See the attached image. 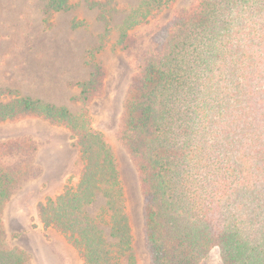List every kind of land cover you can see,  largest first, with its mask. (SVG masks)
<instances>
[{"label":"trees","instance_id":"1","mask_svg":"<svg viewBox=\"0 0 264 264\" xmlns=\"http://www.w3.org/2000/svg\"><path fill=\"white\" fill-rule=\"evenodd\" d=\"M146 1L157 9L170 0ZM70 7L45 0V21ZM129 19L118 43L133 73L116 138L136 171L149 264H199L213 248L222 264H264V0H192L147 35L125 29L148 20ZM97 49L78 83L79 112L18 95L0 103V121L42 118L71 132L78 181L39 203L41 223L62 233L82 264H137L117 159L88 115L106 77ZM38 150L29 135L0 139V264H33L8 242L3 215L41 175ZM97 192L112 241L85 211Z\"/></svg>","mask_w":264,"mask_h":264},{"label":"rangeland","instance_id":"2","mask_svg":"<svg viewBox=\"0 0 264 264\" xmlns=\"http://www.w3.org/2000/svg\"><path fill=\"white\" fill-rule=\"evenodd\" d=\"M191 1L170 0L157 10L153 2L146 0H67L71 7L52 12L47 24L45 0H0V103L25 95L64 106L71 113L79 112L82 103L76 99L78 83L86 80L91 71L88 52L98 48L94 59L105 68L106 77L102 94L87 105L88 115L92 127L104 135L117 159L137 264L149 261L142 239L136 171L116 138L133 73L130 59L118 43L119 25L127 16L135 22L148 20L125 29L130 34L147 35L151 26L164 23L176 9ZM18 135H29L38 142L36 158L42 172L7 203L3 215L7 240L29 252L33 264H82L75 247L59 231L43 227L38 213V205L46 197L54 198L65 185L78 181L82 160L71 132L42 118L0 121V139ZM104 206L105 199L97 192L85 211L112 241L109 226L103 222L108 216L99 218ZM199 264H222L218 249L213 248Z\"/></svg>","mask_w":264,"mask_h":264}]
</instances>
